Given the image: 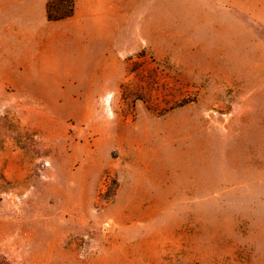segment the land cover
<instances>
[{"label": "rangeland", "instance_id": "1", "mask_svg": "<svg viewBox=\"0 0 264 264\" xmlns=\"http://www.w3.org/2000/svg\"><path fill=\"white\" fill-rule=\"evenodd\" d=\"M48 1L0 0V264H264V0Z\"/></svg>", "mask_w": 264, "mask_h": 264}, {"label": "crops", "instance_id": "2", "mask_svg": "<svg viewBox=\"0 0 264 264\" xmlns=\"http://www.w3.org/2000/svg\"><path fill=\"white\" fill-rule=\"evenodd\" d=\"M100 0H75V10H74V14L72 17L64 19V20H60V21H52V25L51 26H55V27H59V24H62L63 22H66L68 20H75L78 21L79 25L83 26L85 23H88L89 21L93 20L95 18V13H96V9L97 7L100 6V3L97 2ZM109 1L111 3H114V1H128V0H106ZM138 1V0H137ZM142 1V0H139ZM116 5L120 6L121 3H117L115 2ZM171 4L173 6H180V5H185L186 4V0H171ZM183 13H180V11H175L173 10L170 13V20H169V24L172 26L173 31L175 33H179V32H185L186 31V26L188 25V20L186 19L187 15H189V12L187 11H181ZM103 15L101 14V17ZM134 16V15H132ZM128 14L126 13H121L119 15V18L121 19V24L120 27L118 28V30L120 31H127L128 28ZM141 17V22H140V27H130L129 30L132 31H139L142 30L143 28V20L145 19L146 15L144 14H140ZM144 18V19H143ZM153 23H156L155 21ZM87 32H93V30L88 29ZM93 38V35L90 36V34H88V41H90V39ZM174 45L175 46H181L183 44L178 43V40L174 41ZM46 68L47 72H53V69L58 65L57 61H48L46 64Z\"/></svg>", "mask_w": 264, "mask_h": 264}, {"label": "trees", "instance_id": "3", "mask_svg": "<svg viewBox=\"0 0 264 264\" xmlns=\"http://www.w3.org/2000/svg\"><path fill=\"white\" fill-rule=\"evenodd\" d=\"M75 0H50L46 6L47 18L49 21H60L73 16ZM54 11L57 14H54Z\"/></svg>", "mask_w": 264, "mask_h": 264}]
</instances>
